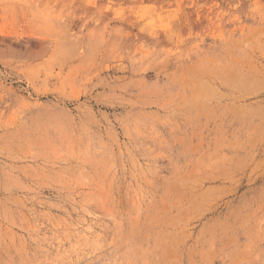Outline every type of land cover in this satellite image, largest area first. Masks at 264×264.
Returning <instances> with one entry per match:
<instances>
[{
    "label": "rangeland",
    "instance_id": "374dc122",
    "mask_svg": "<svg viewBox=\"0 0 264 264\" xmlns=\"http://www.w3.org/2000/svg\"><path fill=\"white\" fill-rule=\"evenodd\" d=\"M0 264H264V0H0Z\"/></svg>",
    "mask_w": 264,
    "mask_h": 264
}]
</instances>
